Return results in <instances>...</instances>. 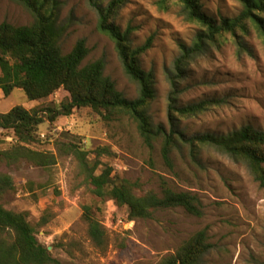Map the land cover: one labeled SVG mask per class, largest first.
I'll list each match as a JSON object with an SVG mask.
<instances>
[{
    "label": "rangeland",
    "instance_id": "1",
    "mask_svg": "<svg viewBox=\"0 0 264 264\" xmlns=\"http://www.w3.org/2000/svg\"><path fill=\"white\" fill-rule=\"evenodd\" d=\"M50 0V6H53ZM105 6L110 0H100ZM158 0H128L114 23L121 31L131 27V48L151 38V47L138 62L152 77L153 99L146 113L152 126H162L169 134L171 125L185 138L197 135L220 137L251 126L264 130V47L253 29L241 35L240 43L229 36L210 45L185 67L184 76L175 80L174 61L180 56L179 43L191 45L198 26L186 21L179 7L167 10ZM58 45L63 54L83 40L89 54L82 65L104 64L103 76L127 100H135L139 86L124 73L114 44L97 29V14L90 0H55ZM201 10L219 21L236 17L238 0H198ZM34 17L13 0H0V24L29 26ZM173 77V78H172ZM171 78L175 84L171 85ZM175 86V87H174ZM176 106L203 100H219L194 117L170 120L168 100L173 90ZM62 89L44 100L29 102L21 90L5 97L0 90V113L22 106L27 110L58 107L66 100ZM37 142L31 150L56 156L53 166L33 165L25 159L15 162L0 155V175L11 179V189L0 195V205L15 213L25 212L37 230L38 242L47 248L57 264H156L195 233L204 230L210 249L200 264H264V185L254 180L245 163L209 146L195 155L178 140L169 153L170 165L161 157L160 141L147 148L128 117L104 121L89 109H77L54 123L44 121L37 129ZM77 144L91 153L102 148L98 160L112 169V176L137 185L136 195L162 189L186 192L196 197L200 215L182 208L158 210L150 219L128 220L126 209L89 193L76 160L58 156V143ZM16 144L11 133L0 131V152ZM89 206L106 231L105 243L97 247L87 234L82 208ZM45 216L48 223L38 227Z\"/></svg>",
    "mask_w": 264,
    "mask_h": 264
},
{
    "label": "trees",
    "instance_id": "2",
    "mask_svg": "<svg viewBox=\"0 0 264 264\" xmlns=\"http://www.w3.org/2000/svg\"><path fill=\"white\" fill-rule=\"evenodd\" d=\"M21 4L34 17L29 26L0 24V90L5 97L14 90H21L27 101L44 100L62 89L67 98L58 107L43 106L27 110L22 106L13 107L0 113V131L11 133L16 144L0 155L9 161L25 159L33 165L49 167L56 163V156L50 152H39L28 148L37 142V129L44 122L54 123L60 117H68L77 109H89L104 121L116 117H128L135 125L144 145L152 149L160 141L163 160L170 165L169 153L178 140L188 144L191 153L200 147L209 146L245 163L255 181L264 185V130L245 126L226 136L197 135L185 138L171 125L169 134L162 126H152L146 109L154 97L152 77L140 68L138 58L151 47V38L136 48H131L127 27L121 31L114 23L118 11L128 0H110L102 6L100 0H90L97 14V31L114 44L125 75L139 86L135 100H127L115 89L114 83L103 76L104 64L98 60L82 65L89 54L85 42L78 40L71 51L63 54L58 45L60 32L56 26L55 0H13ZM240 13L233 18L219 21L206 15L198 0H158L157 6L167 10L171 5L179 7L186 21L198 26L191 45L179 43L180 56L174 61L175 80L184 76L187 64L202 54L210 45L229 36L238 43L241 35L253 29L264 47V0H238ZM172 77V78H173ZM171 78V85L176 82ZM175 87V86H174ZM169 97L168 117L172 121L194 117L218 106L219 100H203L186 106H176L173 101L177 94L173 88ZM105 149H96L93 160L91 153L71 142L58 143L57 155L73 157L88 186L89 193L99 200H110L117 208L126 209L128 220L150 219L154 212L182 208L186 213L199 216L198 201L186 192L162 189L161 195L148 192L136 195L137 185L127 179L112 176V169L101 166L98 158ZM11 189V179L0 175V195ZM82 220L87 225L91 241L102 247L106 231L89 206L82 208ZM25 212L15 213L0 205V264H57V260L47 247L36 238L37 230L28 220ZM48 223L43 216L38 227ZM210 249L206 232L199 231L184 241L175 251L160 259L156 264H200L204 254Z\"/></svg>",
    "mask_w": 264,
    "mask_h": 264
},
{
    "label": "water",
    "instance_id": "3",
    "mask_svg": "<svg viewBox=\"0 0 264 264\" xmlns=\"http://www.w3.org/2000/svg\"><path fill=\"white\" fill-rule=\"evenodd\" d=\"M47 250H50V248H47Z\"/></svg>",
    "mask_w": 264,
    "mask_h": 264
}]
</instances>
